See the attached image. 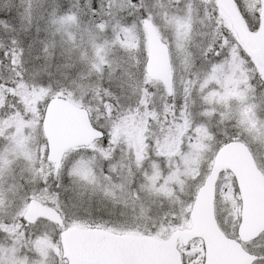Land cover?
Returning <instances> with one entry per match:
<instances>
[{"label":"snow or ice","instance_id":"1","mask_svg":"<svg viewBox=\"0 0 264 264\" xmlns=\"http://www.w3.org/2000/svg\"><path fill=\"white\" fill-rule=\"evenodd\" d=\"M0 264H264V0H0Z\"/></svg>","mask_w":264,"mask_h":264}]
</instances>
